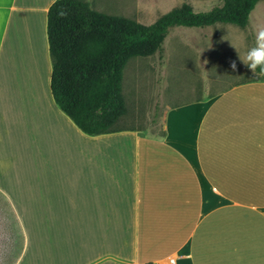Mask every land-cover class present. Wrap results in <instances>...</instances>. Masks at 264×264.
Returning a JSON list of instances; mask_svg holds the SVG:
<instances>
[{
  "label": "crops",
  "instance_id": "1",
  "mask_svg": "<svg viewBox=\"0 0 264 264\" xmlns=\"http://www.w3.org/2000/svg\"><path fill=\"white\" fill-rule=\"evenodd\" d=\"M53 1L0 0V264H264V76L164 98L163 134L86 133L51 92ZM87 1L145 24L200 2ZM262 29L257 0L228 48L240 71L246 32L254 47ZM221 46L201 64L209 81L235 72L219 66Z\"/></svg>",
  "mask_w": 264,
  "mask_h": 264
},
{
  "label": "trees",
  "instance_id": "2",
  "mask_svg": "<svg viewBox=\"0 0 264 264\" xmlns=\"http://www.w3.org/2000/svg\"><path fill=\"white\" fill-rule=\"evenodd\" d=\"M256 1L219 0L207 10L182 2L145 24L97 10L87 0H54L47 10L46 27L53 98L84 132L114 131L126 112L121 82L130 57L160 51L174 25L221 21L244 27Z\"/></svg>",
  "mask_w": 264,
  "mask_h": 264
},
{
  "label": "rangeland",
  "instance_id": "3",
  "mask_svg": "<svg viewBox=\"0 0 264 264\" xmlns=\"http://www.w3.org/2000/svg\"><path fill=\"white\" fill-rule=\"evenodd\" d=\"M199 1L195 4V8L199 10H207L215 4V0ZM151 20L144 18L145 22ZM218 24L225 26V29L214 33L212 29ZM199 27L174 25L170 27L164 38L160 51L150 55L132 56L128 59L123 68L121 82L126 112L118 120V125H135L149 132L159 133L161 130L159 112L164 98L172 96L175 100L191 98L196 94L206 93L216 86L224 85L230 78H236L238 75L259 76L246 69L240 71L237 67L235 72L228 71L222 74L223 76L219 75L221 81H209V76L199 71L203 62L207 65L209 43L224 44L220 47L223 55L218 65L225 69L229 66L231 68L228 48L230 43L235 44L238 41V29L241 26L218 21L204 25V28ZM246 35L253 47L252 33L246 32ZM201 45L204 46L201 48ZM160 57L165 59V62H160ZM194 86L197 89H194Z\"/></svg>",
  "mask_w": 264,
  "mask_h": 264
},
{
  "label": "clouds",
  "instance_id": "4",
  "mask_svg": "<svg viewBox=\"0 0 264 264\" xmlns=\"http://www.w3.org/2000/svg\"><path fill=\"white\" fill-rule=\"evenodd\" d=\"M240 59L254 75L264 76V29L256 33V45L248 50L246 57L240 56ZM231 67L236 70L235 61Z\"/></svg>",
  "mask_w": 264,
  "mask_h": 264
},
{
  "label": "built area",
  "instance_id": "5",
  "mask_svg": "<svg viewBox=\"0 0 264 264\" xmlns=\"http://www.w3.org/2000/svg\"><path fill=\"white\" fill-rule=\"evenodd\" d=\"M142 264H151V263H142Z\"/></svg>",
  "mask_w": 264,
  "mask_h": 264
}]
</instances>
